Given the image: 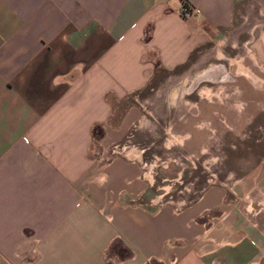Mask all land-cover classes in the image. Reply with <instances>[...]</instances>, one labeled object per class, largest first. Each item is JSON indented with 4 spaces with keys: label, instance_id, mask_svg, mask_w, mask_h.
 <instances>
[{
    "label": "crops",
    "instance_id": "1",
    "mask_svg": "<svg viewBox=\"0 0 264 264\" xmlns=\"http://www.w3.org/2000/svg\"><path fill=\"white\" fill-rule=\"evenodd\" d=\"M240 1L0 0V264H219L224 189L143 202L140 154L110 150L143 118L128 97L223 42Z\"/></svg>",
    "mask_w": 264,
    "mask_h": 264
},
{
    "label": "rangeland",
    "instance_id": "2",
    "mask_svg": "<svg viewBox=\"0 0 264 264\" xmlns=\"http://www.w3.org/2000/svg\"><path fill=\"white\" fill-rule=\"evenodd\" d=\"M199 56L128 97L143 105V118L122 143L132 153H122L140 154L153 185L143 202L186 205L208 186L224 189L234 213L206 233L203 251L219 264H264V0H241L227 37ZM240 227L249 236L227 248Z\"/></svg>",
    "mask_w": 264,
    "mask_h": 264
},
{
    "label": "built area",
    "instance_id": "3",
    "mask_svg": "<svg viewBox=\"0 0 264 264\" xmlns=\"http://www.w3.org/2000/svg\"><path fill=\"white\" fill-rule=\"evenodd\" d=\"M191 12H198V9H191V8H189L187 5H185L184 7H183V14L184 15H187V14H189V13H191ZM124 151H127L126 150V145H114L113 147H112V150H111V152L112 153H122V152H124ZM129 151H127V153H128ZM178 206H176L175 208H174V210H175V212H178L180 209H181V207H182V204H177ZM177 263V257L176 256H174V257H172L167 263H164V264H176Z\"/></svg>",
    "mask_w": 264,
    "mask_h": 264
},
{
    "label": "flooded vegetation",
    "instance_id": "4",
    "mask_svg": "<svg viewBox=\"0 0 264 264\" xmlns=\"http://www.w3.org/2000/svg\"><path fill=\"white\" fill-rule=\"evenodd\" d=\"M251 58V57H250ZM252 58H253V55H252ZM242 74H244V75H246V76H249V77H254V75L250 72V71H248V70H246V69H244V68H241L240 70H239ZM224 77L222 76V78L221 79H223ZM213 79V76H211L210 77V80H212Z\"/></svg>",
    "mask_w": 264,
    "mask_h": 264
}]
</instances>
